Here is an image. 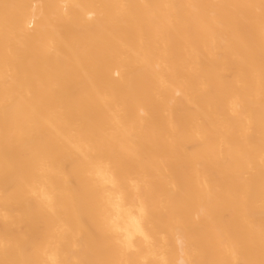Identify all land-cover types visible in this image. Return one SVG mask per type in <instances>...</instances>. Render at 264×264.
<instances>
[{
  "label": "bare ground",
  "instance_id": "1",
  "mask_svg": "<svg viewBox=\"0 0 264 264\" xmlns=\"http://www.w3.org/2000/svg\"><path fill=\"white\" fill-rule=\"evenodd\" d=\"M0 264H264V0H0Z\"/></svg>",
  "mask_w": 264,
  "mask_h": 264
}]
</instances>
